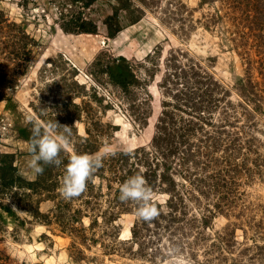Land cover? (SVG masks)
<instances>
[{
  "label": "trees",
  "instance_id": "obj_1",
  "mask_svg": "<svg viewBox=\"0 0 264 264\" xmlns=\"http://www.w3.org/2000/svg\"><path fill=\"white\" fill-rule=\"evenodd\" d=\"M95 1L68 0L69 8L61 13L60 27L72 33H98L103 26L105 36L113 38L127 23L138 21L145 7L154 5L161 20L180 37L187 36L195 22L218 30L235 48L250 38L252 44L260 45L256 40L264 37L261 33L264 0H200V6L213 7L197 20L180 0H106L109 8L96 5ZM36 45L37 41L23 25L9 20L0 9V87L13 88L21 75L26 74ZM146 59L144 83L155 81L164 98L155 97L147 89L142 98H133L130 114L139 122L140 131L151 137L149 149L142 145L113 147L111 142L105 143L102 134H107V129L97 118L92 99L84 98L86 89L73 77L63 76L55 82L58 96L49 105L50 110L31 102L33 117L17 128L18 136L29 144L33 127L30 121L46 125L55 119L70 127L69 143L61 153L60 167L45 165L43 174H35L31 179L18 172L14 152L0 149V264H26L11 258L1 246L7 217L18 224L28 221L18 210L69 235L70 258L79 264H89L84 248L100 245L107 251L114 250L119 237L116 220L123 212L136 211L133 202L119 200V186L129 177L142 174L152 193L168 194L165 203L152 198L160 213L157 218L150 222L135 219L131 232L133 238H138L150 223L163 228L165 221L168 228L180 221L191 224L200 220L206 225L209 217L206 212L227 214L238 198L239 173L242 170L259 173L262 166L259 161L264 160L263 142L257 136L258 120L264 126L261 82L250 73L240 78L238 97L233 100L231 89L171 35L157 44ZM259 61L264 62V57ZM95 63L126 95L143 81L134 62L124 55L107 60L98 57ZM156 100L161 102L157 112ZM75 119L83 120L85 133L79 132ZM125 146L134 150L131 155L121 151ZM105 149H115L117 154L103 161L80 197L71 201L62 199L58 189L70 156L74 152L96 154ZM249 160L252 167L247 164ZM201 200L205 201L206 212L200 216L190 214L188 201ZM43 201L51 203L46 211L40 208ZM85 217H89L87 224Z\"/></svg>",
  "mask_w": 264,
  "mask_h": 264
},
{
  "label": "rangeland",
  "instance_id": "obj_2",
  "mask_svg": "<svg viewBox=\"0 0 264 264\" xmlns=\"http://www.w3.org/2000/svg\"><path fill=\"white\" fill-rule=\"evenodd\" d=\"M180 1L193 12L196 20L213 7L200 6V0ZM95 3L108 7L106 0ZM68 8V0H0V9L9 20L23 25L37 41L26 74L21 75L13 88L0 87V149L15 153L18 172L28 179L35 174L28 166V142L18 136L17 128L33 117L31 102L38 108L46 106V110H50L49 105L58 96L55 82L63 76L73 77L86 89L84 98L92 99L96 116L107 129V134H102L105 143L111 142L113 147L123 144L151 147V137L140 131L139 122L130 114V103L133 98L146 95L147 89L152 90L155 97L164 98L157 83L149 80L145 84L143 77L147 55L169 35L231 89L233 100L238 97L240 78L248 73L260 81L264 89V62L259 61L264 57V37L256 40L260 45L252 44L250 38L235 48L224 40L221 32L206 28L202 22H195L188 35L180 37L161 20L154 5L145 7L138 21L127 23L113 38L105 36L103 26L98 33H72L59 25L61 13ZM117 55L132 60L143 80L128 95L112 84L95 63L98 57L107 60ZM94 93L97 97L92 96ZM155 103L157 112L161 102L156 100ZM74 123L80 133H85L83 120L75 119ZM257 128L264 154V126L260 120ZM259 162L262 164L259 173L250 170L239 173L238 198L227 214L206 212L204 200L188 201L190 214H209L206 225L200 220L191 224L180 221L168 228L165 221L163 228L150 223L138 238H133L131 228L137 218L136 211L123 212L116 220L119 237L114 250L107 251L100 245L85 247L89 264H264V160ZM247 164L252 167L251 160ZM152 198L165 203L168 194L153 192ZM50 204L41 202V210L46 211ZM18 213L28 221L18 224L7 217L1 233L4 237L1 246L11 258L26 264H79L69 256V235L32 220L23 210ZM84 221L89 223V217Z\"/></svg>",
  "mask_w": 264,
  "mask_h": 264
},
{
  "label": "clouds",
  "instance_id": "obj_3",
  "mask_svg": "<svg viewBox=\"0 0 264 264\" xmlns=\"http://www.w3.org/2000/svg\"><path fill=\"white\" fill-rule=\"evenodd\" d=\"M30 123H33V127L27 147L30 156L29 168L34 174L40 175L43 174L45 165L60 167L63 163L61 153L69 143L67 134L71 131L70 127L59 124L55 119L46 125L31 121ZM121 151L131 155L134 150L125 146ZM116 154L115 149H105L96 154L74 152L64 166V175L58 189L61 198L71 201L80 197L86 191L94 173L103 166V161ZM119 200L133 202L137 206L136 216L142 221L150 222L160 215L158 208L151 202L152 189L142 174L129 177L119 186Z\"/></svg>",
  "mask_w": 264,
  "mask_h": 264
}]
</instances>
